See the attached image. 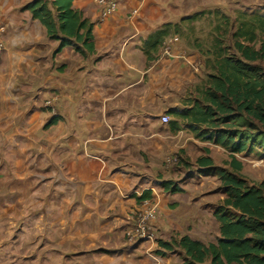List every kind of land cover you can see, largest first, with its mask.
Segmentation results:
<instances>
[{
	"label": "crops",
	"instance_id": "obj_1",
	"mask_svg": "<svg viewBox=\"0 0 264 264\" xmlns=\"http://www.w3.org/2000/svg\"><path fill=\"white\" fill-rule=\"evenodd\" d=\"M32 1L0 0V20L7 25L0 64V193L8 192L6 198L18 191L27 198L29 191L43 200L62 190L72 199L69 213L84 216L80 234L76 229L69 237L84 252L106 248L98 258L109 264H178L181 258L162 242L187 235L206 243L210 236L198 216L204 215L198 202L207 193L190 187L207 176L229 194L233 168L218 160L217 149L232 151L230 129L214 132L189 122L209 105L200 90L218 72L211 73L203 55L180 37H173L175 49L190 62L200 60V74L189 62L163 55L166 40L152 45L157 32L178 23L171 20L176 0H120L118 12L106 20L94 0H75L74 8L92 24L93 51L75 39L60 49L62 37H50L26 8ZM171 112L172 122L164 124L161 116ZM190 145L198 152L192 169L172 174V158L186 159ZM200 158L212 164L201 165ZM150 199L158 203L156 243L131 242L125 234L130 216ZM76 204L79 210L72 209ZM188 216L195 231L204 227L198 238L187 227Z\"/></svg>",
	"mask_w": 264,
	"mask_h": 264
},
{
	"label": "rangeland",
	"instance_id": "obj_2",
	"mask_svg": "<svg viewBox=\"0 0 264 264\" xmlns=\"http://www.w3.org/2000/svg\"><path fill=\"white\" fill-rule=\"evenodd\" d=\"M262 15H264V0H176L172 7L171 20L174 19L178 23L168 24L165 30L168 32V36L180 37L184 41V45L186 44V48L199 51L203 55L200 60L206 62L208 70L214 73L216 66L222 64L221 57H223L222 61L229 57H232L233 60H242V55L236 45L239 40L236 32L243 23L252 22ZM256 36L252 45L260 48L264 42V33L258 31ZM240 40L246 44L249 43L245 38H240ZM200 60L193 62L195 66L191 65L197 69L196 74H200ZM184 61L186 62V60ZM251 64L263 68L261 75L264 77V60L251 62ZM169 114L172 117L173 113ZM248 123L249 121L246 120L241 128L231 127L232 129L227 131L234 130L237 135L238 132L246 130ZM228 126H223V124L219 126L218 124L217 127H214V132L222 130V127L229 128ZM183 134L181 132L178 138L181 139L185 136ZM207 140L209 139H203V141ZM182 146L180 143V149ZM186 149L189 154V156L185 155L186 159L177 155L172 158L170 163L172 174H178L179 170L182 173L189 171L196 162L194 159L198 155L197 148L190 145ZM217 151L219 153L218 160L225 161L233 168L230 172L232 177L242 180L249 186L256 185L264 179V143L255 146L250 152L234 154L230 149L222 150V146ZM192 153H194L193 159L190 157ZM233 154L237 158L236 161L243 164L241 170H237L233 166ZM182 163L185 167L181 166ZM216 173L219 174V172ZM188 175V173L183 174L185 177ZM196 182L198 185H192L190 190L203 189L207 193L198 202L202 205L204 212V215L198 216L202 218V223L208 228L210 235L204 237L205 242L206 244L217 242L220 235L216 230L214 215L218 208L224 204L229 194L227 195L225 184H216V180L211 177L202 176L200 181ZM31 193L28 191L27 198L20 195L18 191L14 193V197L6 198L4 196L8 195V192L0 193V264H109L106 262V258H98L99 255H106L105 252L108 249L84 252L85 248L81 247L80 243L75 244L69 240L70 235L76 229L78 230L75 233L80 234L84 218L82 214L69 213L68 205L72 199H67L62 190L57 195L53 192L55 198L43 200L34 198ZM44 195H48V193L44 192ZM73 202L77 203V200H73ZM77 204L72 207L73 210H79L80 206ZM42 206L43 212H40ZM50 211H54L51 214L53 217L50 215ZM226 211L232 216L237 213L231 209H226ZM100 215L103 219L106 217L103 212ZM51 217L53 218V228H51ZM40 227L43 228L46 235H43ZM187 227L197 238L199 233L204 230V227L199 225L195 231L194 223L189 219V216ZM40 236L44 237L43 244H40ZM173 247L175 251L172 253L175 252L176 258H181V262L179 261L178 264H182L184 252L175 243ZM112 251L114 250L109 252ZM83 253L86 258H83Z\"/></svg>",
	"mask_w": 264,
	"mask_h": 264
},
{
	"label": "trees",
	"instance_id": "obj_3",
	"mask_svg": "<svg viewBox=\"0 0 264 264\" xmlns=\"http://www.w3.org/2000/svg\"><path fill=\"white\" fill-rule=\"evenodd\" d=\"M74 1L34 0L26 8L46 27L50 37H62L60 49L69 45L71 39H75L93 51L92 24L84 18L82 12L74 8ZM166 28L154 36V47L173 37L168 36ZM258 31L264 33V15L247 24L243 23L238 28L236 35L239 40L236 45L242 60L229 57L222 61L223 57L220 58L222 64L215 68L218 75H212L213 80L204 83L200 90L209 105L202 107V110L199 107L194 117L189 119L191 124L196 123L198 126L214 128L223 124L230 125L228 129L241 128L246 120L249 121L246 130L237 135L232 130L228 137L234 154L250 152L255 146L264 143L263 68L251 64L264 60V42L260 48L252 45ZM240 38L247 39L249 43L246 44ZM234 154L233 166L241 170L243 165L236 161ZM199 163L211 165L212 160L200 158ZM172 184L170 181L165 182L167 188ZM226 184L230 185L229 196L215 212L221 225V235L217 242L206 244L187 235L170 243L162 242L170 251L175 250L174 243L180 247L184 252L183 264H264V179L249 186L242 180L229 176ZM226 209L237 213L232 216Z\"/></svg>",
	"mask_w": 264,
	"mask_h": 264
},
{
	"label": "built area",
	"instance_id": "obj_4",
	"mask_svg": "<svg viewBox=\"0 0 264 264\" xmlns=\"http://www.w3.org/2000/svg\"><path fill=\"white\" fill-rule=\"evenodd\" d=\"M96 5L100 8V18L106 20L109 17L115 15L119 9L120 0H94ZM7 25L0 20V64L6 50V38ZM177 42L176 38H168L163 45L162 54L165 56H175L178 59L186 60L192 66L195 63L189 61V55L185 51H178L175 49ZM195 69V68H194ZM53 99H48L46 101V106L51 107L53 105ZM55 112V108H52ZM161 121L164 124H169L172 122V117L169 114H164L161 116ZM158 203H153L152 200H145L142 207L137 210L134 214L130 216L129 223L125 234L129 241L133 242L136 239H141L149 243H156L157 231L154 225V221L157 218Z\"/></svg>",
	"mask_w": 264,
	"mask_h": 264
}]
</instances>
